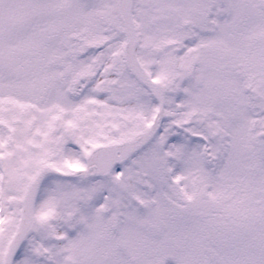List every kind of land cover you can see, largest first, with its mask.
<instances>
[{
  "label": "snow or ice",
  "instance_id": "obj_1",
  "mask_svg": "<svg viewBox=\"0 0 264 264\" xmlns=\"http://www.w3.org/2000/svg\"><path fill=\"white\" fill-rule=\"evenodd\" d=\"M0 264H264V0H0Z\"/></svg>",
  "mask_w": 264,
  "mask_h": 264
}]
</instances>
